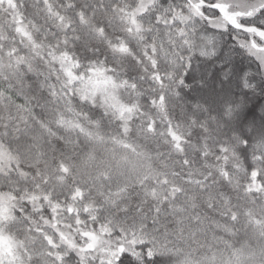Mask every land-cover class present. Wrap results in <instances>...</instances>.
<instances>
[{
	"label": "snow or ice",
	"instance_id": "1",
	"mask_svg": "<svg viewBox=\"0 0 264 264\" xmlns=\"http://www.w3.org/2000/svg\"><path fill=\"white\" fill-rule=\"evenodd\" d=\"M0 264H264V0H0Z\"/></svg>",
	"mask_w": 264,
	"mask_h": 264
},
{
	"label": "trees",
	"instance_id": "2",
	"mask_svg": "<svg viewBox=\"0 0 264 264\" xmlns=\"http://www.w3.org/2000/svg\"><path fill=\"white\" fill-rule=\"evenodd\" d=\"M237 61L240 62V57H237Z\"/></svg>",
	"mask_w": 264,
	"mask_h": 264
}]
</instances>
